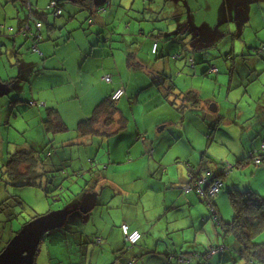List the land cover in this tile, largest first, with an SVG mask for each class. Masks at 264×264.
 Wrapping results in <instances>:
<instances>
[{"label":"rangeland","instance_id":"rangeland-1","mask_svg":"<svg viewBox=\"0 0 264 264\" xmlns=\"http://www.w3.org/2000/svg\"><path fill=\"white\" fill-rule=\"evenodd\" d=\"M198 1L199 0H197V3L193 2V0H168V2L167 0H155L154 2H149L151 4L150 7H152L151 10L148 9V12L144 15L146 21L137 22L133 19H141L143 17V15L140 14V11L143 10L142 4L136 7L134 12H130V18L127 20L128 22H131L130 28L126 29L125 25L122 26L120 22H117L116 25L110 24L106 27L104 25V23H109L108 21L111 15L119 9L118 3L113 0L111 7L107 8V5L102 7V9L106 8L107 10L103 12L104 15L99 17V24L94 25L93 27L98 29L103 28L104 31L106 29L108 32L124 27L121 28V30L130 32L126 37L127 39L125 42V47L127 44V50H120L119 54L124 55L126 52L125 56L128 58L132 52V50H129V47L132 46V42L139 44L140 41V50L138 51L139 57L142 58V60L145 59L140 63L147 65L151 64V61H156V58L154 57H158L156 55H153V57L152 55H149L148 50L150 47L148 48V42L153 39L152 36H149V32H152L154 28L157 30H164L165 35L159 41V53L165 57L162 60L166 67L165 74L168 75L170 80L174 82L179 90L189 92L191 89H200V87H202L204 90V96H201L200 99L202 100L201 108H204L209 114H212L209 111L210 106L215 104V101H218L217 99H219V97H221L222 100H225V96L229 93H231V99L236 100V102L239 100L238 103L241 101L240 111H246L248 110L247 103L249 101L246 96L247 90L245 86H239V84L233 81V88L230 89L229 84L231 79L237 81L238 78H242L245 80L248 73L250 75L251 72H253L254 78L259 77V80L264 83V62L257 64L259 69L257 67V74H255V64L258 63L259 60L264 61V56H260L261 59L255 56L252 57L255 60L254 63H251L246 60L245 57H239V53L234 52V45L237 47L239 44H244V39L241 38L240 34L237 32V28L242 27L245 20H247V16L252 13L255 17V22L251 27V33L249 32L250 35L247 41L251 43L259 42L260 45L264 47V0H256L255 2H253L254 0H241L243 2L253 3L245 5L240 8L238 12L235 10V7L239 3L238 1L235 5L234 0H222L223 2H228L230 6V14L228 18H223V20L220 19L218 22H215V18H212L211 14L214 12L208 13L207 9H205L204 4H206V2L204 1L207 0H203L202 2ZM220 1L221 0H213L211 4H215V6H212L211 9H215V11L219 9ZM1 2L0 17H2L1 13H3V15L7 16V20L3 21L4 19H0V25H5V29H9L10 22H14L16 19L18 20L19 15L23 19L28 18L30 14L29 9L22 2L10 4H7L5 0H1ZM192 2L193 5H191ZM188 3L190 5L189 11L191 10V13H189L190 19L188 18ZM33 6L35 8V5ZM72 6V3H66L63 6L64 14L60 18L64 21L69 20V16L71 15L69 9L74 8ZM233 6L234 8H232ZM36 10L37 15H42L40 9L36 8ZM44 12L45 14L48 13L45 7ZM215 13L216 16L220 15L219 11ZM82 14L86 13H81L79 15ZM237 15H239V19H237ZM5 16H3V18ZM163 16L171 17H168L169 20L155 21V19H160ZM188 19L193 26L202 30L201 38L203 40L211 37L214 33L215 27L218 26L217 33L213 40L209 43L203 42L200 37L197 36L198 34H195V30L189 25ZM261 19L262 22L260 21ZM81 23L85 26V32L87 34L91 32L93 36V41H89L91 45L89 47V52L90 50H93L92 48L95 44L98 45V42L100 43L98 47H101L103 43L100 42L101 39L96 35L97 31L94 32V35L91 30L92 27H87L86 22L81 21ZM186 31H188V33H186ZM142 32H144V34ZM183 32L185 33L183 34ZM10 33L11 32L9 31H2L1 35L3 37H0V45L4 42L6 43L0 48V78L3 81L10 80L11 82L7 94L0 97V202L10 197H15L24 202L25 209H23L22 213L18 216V219L13 222L5 221V214L0 212V248L4 247L6 244L8 245V243L16 236L14 233L18 232L21 227L34 216H43L52 212L69 211L66 224L62 228L52 230L43 237L35 258V264H92V262L93 264H128L135 257H138L135 264H186V262L180 260V256L176 257L175 252H178L179 255L188 252H205L212 246L219 249L218 252L214 253L213 256L206 261L208 264H247L246 260L241 259L239 254L233 249L235 248L233 237L228 236L225 239L222 228L214 227L212 221L207 222L204 226L201 225L202 221H200L198 224L200 229L198 228L199 231H195L193 235H191L190 229L182 231L187 235L186 240L181 239L182 232H170V234L165 237L166 239H159L158 237L163 236V233H165V229L167 228V225L165 224L167 220L152 222L148 229V231L151 230L152 235H150V232H146L144 239L151 251H156L158 249V254L157 252H153V254L140 257V253L139 251H136V249L143 246L144 240L142 245H139L133 250L125 251V254L121 255L119 251L123 249V237L118 233L117 229H112L110 224L114 221L117 223V221L124 220V218L132 223L138 212L140 217H142L144 206H146L147 209L151 207V203H153L152 206L158 208L164 206L163 202L166 199V189L169 193L171 192L169 188L161 187L162 189L159 188L158 190L161 194L153 192L156 195L153 196V194L149 193L150 197L147 199L144 197L143 200L140 201V191L143 189V192H141L143 196L147 191L146 187L148 188L151 184H154L155 181H153V179L137 180L129 176L128 173L132 170L133 165L131 163H126L128 160H126L123 165L119 166L120 170L114 174L115 177L113 178V181H106V183H99V181H96L95 179H99V177L105 179L104 176L107 171L105 168H103V170L101 168L103 166H108L109 168L108 164H102L101 168H99L98 171H95L98 178H94V180L92 179L93 176L91 174L87 176L72 174V170L70 169L71 165L69 167L65 165L64 168L69 170L70 176L74 178L66 176L65 180H62L63 176H60L58 178V183H61L62 187L51 192L50 195L45 192L44 188L36 186H18L10 183L6 177L3 176L2 170L9 154H13L17 148L25 146L26 143L31 146L34 143V145L37 146L36 149L40 151L44 150L43 157H48L47 164L49 166V164L51 165V155L56 151L57 147L62 145L61 137L64 135L71 136L77 134L76 129L79 123L78 119L73 120V118H68L67 121L69 124H67V132H47L45 128L44 130L39 128V121H42L40 116H42V112H44L42 108L39 110L34 108V111H29L30 107L20 103L17 104L18 108L15 110L14 114L12 113L13 108L10 103L12 100L18 99L23 92L22 89L27 87V75L24 73V78L21 76L17 79H12V77L17 76L19 72H24L28 67V64L35 61L34 59L38 60L40 58V60H44V57H36L37 54L29 49L30 44L21 36H16L17 39H14L16 40V48H13L14 40L12 37L10 38ZM140 33L143 34V37H140L141 39L133 38L136 35H140ZM106 35H108V33H106ZM89 36L92 37L91 35H88V37ZM192 36L196 37L193 39ZM61 40L62 38L60 41ZM102 42H104L103 39ZM107 45H109V47ZM117 45L116 42H111L103 45L105 47L101 48L112 50L113 47L117 48ZM111 46L112 48L110 49ZM185 48L189 51V54L186 55V52L183 54V58H181L180 61L176 60L175 57L182 51L184 52ZM58 52L61 53L60 48ZM58 52L56 59H53V61L60 60V58H58ZM109 52L111 53V51ZM231 55L235 57L232 58ZM83 60L82 57L75 70L80 67ZM256 60L258 61L256 62ZM108 62L113 71H115V65H113L110 60ZM126 64L127 63H125L124 68L125 71L126 69L128 71ZM212 66L217 68L218 74L213 75V73H209L208 75H202V72L205 69ZM84 74H86V70ZM57 76H59L58 79L53 83H48L46 85V95L53 92L55 86L57 90L56 94L59 99L63 101L58 102V104H65V108L68 106H75V109H78L79 107L77 105L80 103H83L85 110L88 107L89 111L93 104V109L95 108L97 105L95 103L97 102H90L81 99L79 100L80 102L75 101L71 106L70 102L72 101L69 102V100H64L63 98H67L75 88H82L80 95L83 96L84 93L87 92V90L84 89V86L86 89L89 87L91 88L92 86L100 87L101 85L96 82L97 80L95 78L86 75L85 81L82 84L80 77L78 78L77 76V71H73L69 76L70 78L65 76L64 72H59ZM216 77H220L221 81H218L224 85L222 88L217 85L214 86V83L217 81L215 80ZM202 78L203 80H201ZM204 80H206V82ZM86 82L88 84H86ZM160 88L165 91L164 81ZM255 88L257 89L255 93H259V90L261 89L259 85H255V87L251 88L252 93L255 91ZM149 91L150 89H145L143 97H145ZM134 97H136V95H134ZM28 100V98H25V101L28 102ZM222 100L220 104L222 103ZM48 103L52 105L49 104L50 106L48 107H54V104L51 102ZM89 103H92L90 104V107ZM222 104L224 105V103ZM253 105L254 104L251 102V106ZM37 112H40V116H38ZM179 117L182 120V115ZM192 119L194 121L197 120L194 118ZM190 124H192L193 127L196 126L195 122L186 120V122H180V124L174 122L172 127L176 130V128L178 129L183 125L184 128L190 127ZM106 137L107 136L102 137V139H99L100 137L96 139L97 145L99 146V143L101 142L107 144ZM67 138H69V136H67ZM29 141L31 142L29 143ZM231 142L232 140H226V143H228L229 146ZM228 145L226 144V147H228L230 151H233V153H227L226 150L223 151L220 148L212 149L217 154L222 153L221 155L223 156L219 160L227 164L226 168L223 169L224 175L226 176L222 178L225 187L215 198L221 217L225 223L230 222L234 216V209L231 205L229 196L231 188L236 187L241 190L250 189L264 198V165L256 167L249 160V153L252 148H246L245 153L242 154L238 147H229ZM69 151L70 148H66V152L69 153ZM68 157H70V155H68ZM228 157L230 158L228 159ZM57 158L58 156L55 155L54 161L57 160ZM57 166L60 167L61 165ZM145 170L146 168L143 167L142 171L145 172ZM109 172L112 173L111 170H109ZM49 188L52 190L53 185H49ZM89 193L98 195L97 204L91 212L82 213L79 210V206L83 198ZM115 193H119L122 197L117 195L112 198ZM124 193H126V195H122ZM10 202H12V200H10ZM145 202L149 203L145 204ZM201 204L206 211V206L203 203ZM208 208L209 206L207 209ZM14 209L21 211L18 207H15ZM207 212L208 210L206 211V214ZM183 213L185 212L182 211L180 215L182 216ZM155 215H157V212H155ZM178 215L179 214L173 210L168 213L167 217L171 221L173 218L176 220ZM175 222L177 223V221ZM143 230L145 231V228H143ZM97 233H100L105 237V240L100 244H97V239H95L96 241L92 239L93 235ZM195 233L197 234V237ZM151 236L153 240H151ZM90 239H92V241H89ZM177 241H180V244H178ZM224 242L226 244H224ZM254 243H264V230L254 239ZM224 246H227L226 251L223 249L221 250L220 248H223ZM169 252L173 254L170 256ZM168 254L169 256L167 257Z\"/></svg>","mask_w":264,"mask_h":264},{"label":"crops","instance_id":"crops-1","mask_svg":"<svg viewBox=\"0 0 264 264\" xmlns=\"http://www.w3.org/2000/svg\"><path fill=\"white\" fill-rule=\"evenodd\" d=\"M27 1L31 2L32 5H35V8L33 6L31 9L32 11L30 12L28 18L23 19L19 15L18 20L16 19L14 22H10L9 29H5V26L4 29L0 27V37H3L1 35L2 31H9L11 32L10 38L12 37L13 40L17 39L16 36H21L25 39V41H27L26 37L21 34V31H23L22 29L29 23V19H31V25L34 31L43 38L42 42L36 43L35 40L27 42L30 44L29 48L34 45L37 46V49L40 50L41 53H35L37 54L36 57H44V60H40V58L38 60L34 59L35 61L29 63L24 72H19L17 76L12 77V79H17L21 76L23 77L24 73L27 75V87L22 89L23 92L18 97V99L24 102H27L25 101V98L29 99L28 103H24L30 107L29 111H34V108L38 110L42 108L44 111L42 112V116H40V112H37L38 116H40V119L42 118V121H39V128H42L43 130L45 128L43 123L45 120L44 117L46 116L45 110L51 105L48 102L54 104V107L50 108H55L58 110L66 125L69 124L67 121L68 118H73V120L78 119L80 122L89 118L93 114L92 109L94 104L91 105V109H89V111L88 107L85 110L83 103L77 105L79 107L78 109H75V106H68L65 108V104H58V102L63 101L60 100L56 94L57 90L55 86L53 88V92L46 95V85L48 83H53L56 79H58L59 76L57 75L59 72H64L65 76L69 77L73 71H77V76L78 78L80 77L82 84L85 81V76L89 75L92 78H95L97 80L96 82L101 85L100 87L92 86L88 89H86L84 86V89L87 90V92L84 93L83 96L80 95L82 88H75L67 98L63 97L64 100H69V102L72 101L70 102L71 106L73 103H75V101L80 102L79 100L81 99L90 102H97L95 104H98L105 97L111 94L114 89L124 86L126 90V95L119 102H117L116 107L118 111L113 118L115 123L111 124L110 127H106L100 123L98 129L101 131V136L98 135L94 137H88L86 139H77V134L71 136H62V145L57 147L56 151L51 155V165L49 164L47 168L50 167L49 170H63L62 175L66 177L70 176V172L64 167L65 165L68 167L71 165L70 169L72 170V174L78 176H87L91 174L93 176L92 179L94 180V178H98L95 171H98L102 164H108L109 168L108 166H103L101 168L102 170L105 168L107 171L104 176L105 179L103 177V179L100 177L99 179H95L96 181H99V183H106V181H113V178L115 177L114 174L120 170L119 166L123 165L125 161L128 160L126 163H131L133 165L132 170L128 173L129 176L137 180L153 179V181H155L154 184H151L148 188L146 187L147 191L143 196L141 193L143 192V189L140 191V201H142L144 197L146 199L150 197L149 193L153 194L154 196L155 194L153 192H158L159 188L162 189L161 187L169 188L171 192L169 193V191L166 189V199L163 202L164 206H160L158 208L152 206L153 203H151V207L149 209H147L146 206L143 207L144 213L142 217H140L138 212L135 220L132 223L128 220H125L124 218V220H119L117 223L114 221L112 224H110L112 229H117L121 236L122 233L120 231V226L122 224H127L131 229L140 231L143 234V239L140 245H142V242L145 240L144 238L146 232H150V235H152L151 230L148 231L151 223L160 220H167L165 224L167 225V228L165 229L163 236L158 237L159 239H166L165 237L168 236L170 232L178 233L185 231L186 229H190V233L193 235L195 231H199L200 228L198 224L200 221H202V226L206 225L207 222L212 221L215 227L216 225L214 221L209 218V211L206 214V211L208 210L206 203L194 192L186 194L183 191V186L188 184L191 180V173L202 172V174H204L206 171H213L216 174L220 173L222 169L220 168L219 159L223 155H221L222 153L217 154L212 149L220 148L223 151L226 150L227 153H233V151H230L229 148L226 147V144L228 145L226 140H232L230 146H228L238 147L242 154L245 153L246 148H252L250 151L255 152H258L261 149V145L264 142V83L259 80V77L254 78L253 72H251L250 75L248 73L245 80L242 78H238L237 81L231 79L229 84L230 89L233 88V81L239 84V86H245L247 90L246 96L248 97V101H251L254 104L253 107L251 106V102L250 104L248 102V110L246 111H240L241 101L238 103L239 100L236 102V100L231 99V93L225 96V100H222L221 97H219V99H217L218 101H215V104L210 106L209 111L212 114H209L204 108H201V103L200 106L194 107L189 106L188 104L186 105L181 100H178L177 105L173 106V103L171 104L165 100L164 90L157 88L156 85L158 84V81L155 80V72L163 70V68L166 69L163 64L164 62L160 60L156 61V63L151 61V64L149 65L144 63L141 64L140 62L144 61L145 59L142 60V58L139 57L138 51L140 50V41L139 44L132 42V46L129 47V50H132V52L128 58L125 56L126 52L124 55H120V50H127V44L125 47V42L127 39L126 37L130 32L121 30V28L124 27H121L118 30L114 29L112 33L108 32L106 29L104 31L103 28H99V30L98 28L93 27L94 25L99 24L98 19L100 16L104 15V11L102 12L101 10L100 15L95 14V16H93L92 13L94 12V9L87 7L89 6V0H84L86 2L84 5H87V8L82 7L81 4L77 5L72 3V7L74 8L69 9L71 15L69 16L68 21H64L62 18H60L62 16L55 17L48 10V13L45 14L44 7L47 9L50 0ZM115 1L118 3L119 9L111 15L108 21L109 23H104V25L106 27L110 24L116 25L117 22H120L122 26L125 25V28L129 29L131 22L127 21L129 18L126 15L125 9H127L130 5H134L133 7L136 8L142 5L143 1ZM202 1L203 0H199L198 2ZM212 1L213 0L204 1L206 2L204 6L208 13L214 12L211 14L212 18H215L214 21L218 22L220 19L223 20V18H228L230 14V6L228 2H223L221 0L219 9L216 8L217 10L215 11V9H211L212 6H215V4H211ZM237 1L239 3L243 2L241 0H234L235 5ZM255 1L256 0L253 2ZM193 2L197 3V0H193ZM193 2L191 5H193ZM250 3L248 2L245 5H249ZM112 4L113 0H109V7H111ZM0 5H2L1 0ZM120 5L125 9L119 7ZM234 6L232 8H234ZM242 7H239V9ZM36 8L40 9L42 15H37ZM217 11L220 12V15L218 16H216L215 13ZM81 13L86 14L79 15ZM1 16L2 17H0V19H4L3 21L7 20V16L3 15V13H1ZM3 16L5 17L3 18ZM91 19L92 23L89 22ZM81 21L86 22L87 27H92L91 30L93 34L95 31H97L96 35L99 37V39H101L100 42L103 43L101 47H105L103 45L109 44L111 42H116V44H118L117 48H112L111 46L110 49L112 48V50L105 48L102 49L101 47H98L100 45L98 42V45L95 44V46L92 48L93 50H90L89 52V47L91 46L89 41H93V36L91 32L89 34L85 32V26L83 23H81ZM260 21L262 22V19ZM254 22L255 17L252 15V13H250L242 27L237 28V32L240 34L241 38L244 39V44H239L237 47L234 45V52L239 53L240 55L246 54V60L251 63H254L255 59L249 54H254L255 49L262 47L259 42L251 43L247 41ZM37 23L43 24L40 30L36 28ZM106 33H108V35H106ZM196 33L197 32L195 31V34ZM143 34L140 33V35H136L133 38L141 39L140 37H143ZM88 35H91L92 37H88ZM195 37L196 36H192L193 39ZM61 38L62 40L60 41ZM102 39L104 42H102ZM160 40L161 38H153L148 42V48L150 47L148 50L150 56L152 55L153 57V55H156L153 53V44L155 42H158V48L160 49ZM5 44V42L1 44L0 48ZM13 44V48H16V40H14ZM107 46L109 47V45ZM59 48L61 53L58 52ZM109 51H111V53ZM57 52L59 54L58 58H60V60L53 61V59H56L57 57ZM184 53L188 55L189 51L185 48L184 52L182 51L180 54H178L180 58L175 59L180 61L181 58H183ZM82 57L84 60L82 61L80 67L75 70L79 60H81ZM109 60L113 65H115V71H113L110 63L108 62ZM257 61L258 60H256V62ZM261 62L263 61L256 63L255 67H258L259 69L257 64H260ZM125 63H127L126 65L128 67V71L127 69L125 71ZM214 68L217 69L215 66L205 69L202 72V75H204V73L207 71H212ZM85 70L86 74H84ZM255 74H257V72ZM107 75L112 76V83H107L104 80V77ZM201 80H203V78ZM215 80L217 81L214 83V86L217 85L220 88L224 86L218 81L220 80V77H216ZM204 81L206 82V80ZM86 84L88 83L86 82ZM255 85H259L261 87L259 93H255L257 90L256 88L252 93L251 88L255 87ZM145 89H150V91L145 97H143V92ZM182 92H192V94L198 100L201 99V96H204V90L202 87H200V89H191L189 92ZM134 95H136V97H134ZM171 99H174L173 96H171ZM221 100L224 105L222 103L220 104ZM29 102H35L37 103V106L29 105ZM200 102H202V100H200ZM17 104L20 103L10 104L13 108V114L18 108ZM90 104L92 103H89V107ZM177 114L179 116L182 115V120ZM192 118L197 120L194 121ZM186 120L195 122L196 126L193 127L192 124H190V127L184 128L183 125L178 129L176 128V130L174 127H172L174 122L180 124V122L183 123L186 122ZM67 136H69V138H67ZM105 136H107L105 138L107 144L105 142H101L98 146L96 139L99 137V139H102V137ZM30 142L31 141H29V143ZM32 147L36 149L37 146L33 143ZM66 148H70L69 153L66 152ZM55 155L58 156V161H54ZM68 155H70V157H68ZM229 158L230 157H228V159ZM187 163L192 166L191 169L188 168ZM57 165L61 166L58 167ZM143 167L146 168L145 172L142 171ZM109 170H111L112 173H110ZM225 176L226 175H224V177ZM70 177L74 178L72 176ZM158 193L161 194V192ZM117 195L120 194L115 193L112 198L116 197ZM122 195H126V193ZM120 197L122 196L120 195ZM215 198L214 202L219 215L221 216ZM146 203L149 202H145V204ZM201 203L206 206V211L201 206ZM173 210L179 215L177 216L176 220L173 218V220L170 221L167 215ZM182 211L185 213H183L181 216L180 214ZM155 212H157V215H155ZM175 221H177L178 224ZM143 228H145V231ZM186 236V233L182 232L181 239L186 240ZM93 237H101L103 241L105 240V237L100 233L93 235ZM151 240H153L152 236ZM178 244H180V241ZM145 249H148L146 240L144 241L143 246L139 249H136V251H139L141 254L147 251ZM154 252H157L158 254L159 251L157 249ZM169 254L173 253L169 252Z\"/></svg>","mask_w":264,"mask_h":264},{"label":"trees","instance_id":"trees-1","mask_svg":"<svg viewBox=\"0 0 264 264\" xmlns=\"http://www.w3.org/2000/svg\"><path fill=\"white\" fill-rule=\"evenodd\" d=\"M7 4L9 3H17V2H22L26 4L25 6H28L29 12H31L33 5L31 2L27 0H5ZM52 1H56L58 3V6L63 8V5L67 3L66 1L63 0H50V3ZM143 1V10L140 11V14L143 15L141 19H133L137 22H144L146 19L144 18V15L147 10H151L150 3L149 2H154L155 0H142ZM148 1V3H147ZM49 3V5H50ZM86 2L84 0H76L74 4H81L82 7H89L91 9H94L93 11V16L99 15L101 11H98L94 5L93 1L89 0V6L84 5ZM28 4V5H27ZM47 7V10L50 11V13L53 14V9L50 7ZM87 6V7H86ZM134 5H130L127 9H125L123 6L122 7L126 10V15L128 18H130V12H134L135 8L133 7ZM190 5L188 3V14L191 13ZM90 10V9H88ZM96 11V12H95ZM89 12V11H88ZM142 12V13H141ZM154 12V11H153ZM139 13V11H138ZM158 14V13H157ZM54 15V14H53ZM63 15V14H62ZM61 15V16H62ZM60 17V16H59ZM171 16H163L162 18L155 19V21H165L169 20ZM92 21V19L90 20ZM89 21V22H90ZM29 25L31 26L32 30L34 31L32 25H31V19L28 21ZM43 25V24H42ZM4 26L1 24V28L4 29ZM23 28V27H22ZM25 28V27H24ZM24 28L21 31L22 35L25 36L24 33ZM35 32V31H34ZM112 33V31H109ZM36 33V32H35ZM144 33V32H142ZM185 32H183L184 34ZM188 33V31H186ZM165 35L164 30H157L153 29L152 32H149V36H152L153 38H162ZM27 41H31L33 39L27 38ZM34 41V40H33ZM43 38L40 36V38L36 41L42 42ZM158 44V42H156ZM154 45V44H153ZM37 47V46H36ZM33 53H37L33 51V46L29 48ZM157 51L153 52L156 54V61L163 60L165 58L163 55H160ZM254 54H249L252 57H259L264 56V47H260L255 49ZM40 50L39 53L40 54ZM158 53V54H157ZM232 58L235 57L231 55ZM239 57H247L246 54L239 55ZM176 59L180 58L179 55L175 57ZM259 60V59H258ZM156 61H154L156 63ZM261 61V60H259ZM264 62V61H263ZM262 62V63H263ZM261 64V63H260ZM256 70L257 67H256ZM213 73L212 71H210ZM210 72L204 73V75H208ZM257 72V71H256ZM218 70L216 73L217 74ZM105 80V79H104ZM155 80L158 81L157 88L161 89V84L164 81L165 84V100L169 103H173V106L177 105V101L181 100L183 103L186 105L188 104L189 106H200V100L196 99L195 96L192 94V92L189 93H184L181 90H179L174 82L170 80L168 75L165 74V68L163 70H159L158 72H155ZM154 81V80H153ZM162 81V82H161ZM0 83L5 84L8 89L10 88V80L3 81L0 78ZM108 83V82H107ZM112 83V82H110ZM119 88H124V86H121ZM114 89L111 94H109L107 97H105L101 102H99L94 110L93 114L82 121H80L77 125V139H86L88 137H94V136H101V131L99 128L100 123L106 127H110L111 124L115 123L114 122V116L117 113L118 109L116 107L117 102H119L125 95H126V90L124 94L121 96L119 100H112V95L119 89ZM160 91V90H159ZM171 96H173V100L171 99ZM171 99V100H170ZM14 103H28L24 101H20L19 99H14L11 101L10 104ZM29 105H36L37 103L35 102H29ZM45 120H44V126L47 132H55V133H64L68 131V126L64 122V120L61 118L59 112L55 108H50L47 107L45 110ZM103 121V122H102ZM44 150L38 151L31 145H28L26 143L25 146H21L15 150L13 154H9L6 163L2 167L3 170V176L6 177V179L13 184H16L18 186H36L40 188H44L45 192L50 195L51 192H54L58 188H61L62 185L61 183H58V178L62 175L63 170H49L47 160L48 157L44 158L43 157ZM260 158V164L255 163V159ZM249 160L256 166L260 167L264 165V142L261 145V149L257 152L251 151L249 153ZM243 163V162H241ZM220 168L222 169L219 174L214 173L213 171H206L204 174L202 172H195L191 173V180L189 181L188 184L191 186L193 189L191 192L196 193L200 198L202 196L197 193L196 190V185H197V180L207 176L208 174V179L211 180H216L224 177V168H226V165L224 162L220 161ZM188 168H192L190 164H188ZM62 180H65V177H62ZM223 185L215 196H213L211 199L205 200L202 198V200L206 203L207 207L209 206V203L211 204L212 207L208 208L209 211V218L214 221L215 225L217 227L222 228V232L224 233L225 239L228 236H232L235 242V248H233L240 256L241 259L246 260L247 264H264V243H254V239L264 230V198L261 197L258 193L250 190V189H245L241 190L236 187H233L229 191V196H230V202L231 205L234 209V216L232 217L230 222L225 223L221 216L219 215V212L217 210L216 204L214 202V198L221 193V191L224 189V181L222 180ZM57 183V184H56ZM53 185V189L49 188V185ZM210 184V181H209ZM185 185V186H186ZM183 186V187H185ZM184 191V190H183ZM208 192V191H206ZM190 193V192H189ZM187 194V193H186ZM55 197V196H54ZM12 200V202H10ZM15 207L20 208L21 211H17L14 209ZM24 207V202L21 199L15 198V197H10L6 200H3L0 202V212L5 214V221L7 222H13L14 220L18 219V216L22 213ZM39 216H34L31 220L36 219ZM31 220L26 222L21 229L29 223ZM122 224L120 226V231L122 233ZM127 225V224H126ZM130 231H133L134 229H131L130 226L128 225ZM20 229V230H21ZM19 230V231H20ZM18 231V232H19ZM138 231V230H137ZM18 232L14 233L17 234ZM140 232V231H139ZM141 233V232H140ZM142 237L141 240L135 244V245H130L125 241L124 235L122 233L124 242H123V249H121L119 252L121 255L125 254V251L128 250H133L134 248L138 247L141 244V241L143 239V234L141 233ZM92 239H97V244L102 243V238L101 237H93ZM90 239L89 241H92ZM96 241V240H95ZM224 244H226L224 242ZM7 245V244H6ZM6 245L4 247L0 248V254L4 251L6 248ZM41 245V243H40ZM39 245V248H40ZM227 246H224V251H226ZM219 249V248H218ZM217 247L212 246L205 252H192V253H181L180 255L176 253V257H181L180 260L186 262V264H208L206 261L210 259L213 254L212 250H218ZM148 250L147 252H143L140 255L144 257V255L148 254H153L154 251H151L149 248L145 249ZM39 251V249H38ZM37 251V253H38ZM36 253V256H37ZM95 253V250H94ZM117 253V252H115ZM35 256V258H36ZM169 256V255H168ZM171 256V254H170ZM36 260V259H35ZM138 260V257L133 258L132 261H130L128 264H135ZM35 264V261H34ZM91 264V263H90Z\"/></svg>","mask_w":264,"mask_h":264},{"label":"water","instance_id":"water-1","mask_svg":"<svg viewBox=\"0 0 264 264\" xmlns=\"http://www.w3.org/2000/svg\"><path fill=\"white\" fill-rule=\"evenodd\" d=\"M70 3H75L76 0H63ZM94 7L101 11L104 5L109 7V0H92ZM248 2H241L236 6V12H238L239 7L244 6ZM107 9H102L106 11ZM188 18L189 14H188ZM188 19L189 25L193 28L200 39L209 43L213 40L217 33V27H215L214 33L208 39L201 38V29L192 25L191 21ZM239 19V15H237ZM9 91L8 87L0 83V97L7 94ZM97 194L89 193L87 194L80 206L79 210L82 213H89L97 204ZM69 211L52 212L43 216H39L34 220L27 223L16 236L8 243L4 251L0 254V264H34L36 253L39 249V245L43 237L51 232L52 230L62 228L67 221Z\"/></svg>","mask_w":264,"mask_h":264},{"label":"built area","instance_id":"built-area-1","mask_svg":"<svg viewBox=\"0 0 264 264\" xmlns=\"http://www.w3.org/2000/svg\"><path fill=\"white\" fill-rule=\"evenodd\" d=\"M49 7L51 9H53V14L55 17H59L63 14V8L58 6V3L56 1H52L49 5ZM90 23H92V21H90ZM42 23H37L36 24V28L38 30L41 29L42 27ZM24 33H25V37L33 39L35 41H37L40 38V35H38L37 33H35L31 26L29 24H27L24 28ZM158 48V44L155 42L153 45V52H156ZM33 51L39 53V50L37 49L36 45L33 46ZM213 73L217 72V69H213L212 70ZM105 81L110 83L112 82V76L107 75L104 77ZM125 90L123 88H119L113 95H112V100H119L121 98V96L124 94ZM260 158H256L255 159V163L256 164H260ZM210 176L209 174L205 177H202L200 179L197 180V185H196V190L197 193H199L202 198H204L205 200L211 199L213 196H215L216 194H218V192L220 191L223 182L220 179H216V180H211L208 179ZM210 181V184H209ZM192 187L189 185H186L185 187H183V190L185 193H189L192 191ZM208 191V192H206ZM209 207H212L211 204L209 203ZM122 233L124 235L125 241L130 244V245H135L137 244L140 240H141V233L137 230H133L130 231L128 225L124 224L122 226ZM221 250L224 248L220 247ZM218 252V250H212V254Z\"/></svg>","mask_w":264,"mask_h":264}]
</instances>
